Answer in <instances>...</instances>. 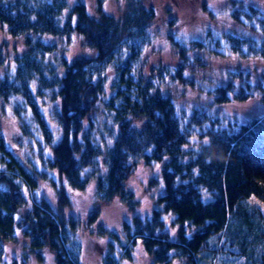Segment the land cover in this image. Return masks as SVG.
I'll use <instances>...</instances> for the list:
<instances>
[{"label":"trees","instance_id":"obj_1","mask_svg":"<svg viewBox=\"0 0 264 264\" xmlns=\"http://www.w3.org/2000/svg\"><path fill=\"white\" fill-rule=\"evenodd\" d=\"M158 1L123 0L116 16L102 0L95 15L82 0H0V24L26 46L12 57L0 46L1 113L20 138L8 143L0 127V261L16 247L13 262L48 251L55 264H86L81 232L90 228L104 244L99 264L131 263L137 243L154 264H198L210 239L242 240L250 247L239 253L264 264V213L250 200L264 201V109L243 120L226 109L264 104V7L193 0L212 24L193 36L194 13ZM75 35L90 54L66 59L59 44ZM158 44L170 61L149 64ZM141 163H160L151 215H134L121 234L96 225L113 201L138 208L128 181ZM49 180L55 205L39 194Z\"/></svg>","mask_w":264,"mask_h":264},{"label":"rangeland","instance_id":"obj_2","mask_svg":"<svg viewBox=\"0 0 264 264\" xmlns=\"http://www.w3.org/2000/svg\"><path fill=\"white\" fill-rule=\"evenodd\" d=\"M69 4H73L78 0H69ZM88 7V11L92 14H96L98 9L99 0H82ZM104 3L103 8L109 14L114 15H121L125 10V5L123 0H102ZM209 8L211 6H219L222 5L225 0H207ZM254 3L259 4L260 6L264 7V0H251ZM159 4H168L172 8V14L177 16H181L187 10V17L189 19L192 18L194 13V18H192L191 22L189 23V30L188 32L193 36H200L205 27L212 25L209 20V16L201 15L199 16L197 12V7L194 5L193 0H159ZM184 7V8H183ZM196 7V8H195ZM195 9V11H194ZM217 24H221L226 26L227 19L222 17L221 15H217L216 19ZM200 31V33L198 32ZM43 40L47 42H54L56 40L55 37L48 35L42 36ZM3 47H2V46ZM59 50H65V58L66 59H74L77 56H81L84 54H90V51L84 46L83 40L78 35H75L72 41H62L59 44ZM0 46L3 51L4 55H8L9 57L13 56L15 53H21L26 49V46L23 45L22 37L13 36L8 33L7 27L0 24ZM160 48V54L154 55L148 59L149 64L156 63L160 60L169 62L170 61V50L168 48L162 47L161 44H158ZM58 54V53H56ZM56 54L50 53L48 58L56 57ZM172 60V58H171ZM52 63V60H48ZM225 62H216L213 64L214 69L220 68L222 64ZM4 67H0V77L3 76ZM37 84V83H36ZM264 104L257 98H251L246 101L236 102L234 104H230L226 106V109L229 112H233L234 114L238 115V118L243 120L248 118L252 115L262 112L264 109ZM2 105L0 103V127L3 128V131L6 134L8 139V143H12L14 145H18L20 142V138L17 135V129L14 125H11V121L7 120L5 115L2 114L4 111L1 109ZM2 110V111H1ZM2 112V113H1ZM157 165L159 167H157ZM160 170V163H155L152 166H146L143 163L140 164L134 171L133 175L128 181V187L132 189L135 194L136 198L139 200V206L136 210L130 211L128 210L123 204L119 201H113L105 205L102 208V218L100 221L96 223V225L103 226V229H107L110 231H115L116 233L121 234V230L124 228V223L126 221H130V219L134 215H141V216H150L153 209L157 206L156 204V195L158 193V186L161 184V181L156 182V185L150 184L151 179L154 177H158ZM52 176H55L54 179L59 181V176L57 171H53ZM52 182V180H51ZM49 181H45L42 183V187L40 190V195H43L49 199L52 204H56L57 195L55 192V187ZM54 182V180H53ZM93 192V185L90 189L86 192V196H92ZM255 204L259 205L264 213V201L257 198L256 195H253L250 199ZM84 198L80 197V202L82 203ZM87 208L84 209L80 208L78 212V217H83L87 213ZM264 219V217H263ZM96 229V228H95ZM90 228L86 230H82L81 237L83 240V247H84V258L86 264H99V257L101 256L104 247V244L101 240L95 239L91 236V233H88ZM164 232L169 233L171 239L176 238V231L177 229L167 226L163 229ZM231 234H236L235 231H231ZM209 248L200 251L196 256V261L198 264H253L251 257L246 256L245 254L239 253L243 248H246L248 244L242 242V240H231L222 241L218 243H214L213 239H210ZM128 243V242H125ZM250 247V246H249ZM20 251L18 248L14 247L11 252L6 255L7 262L0 261V264H55L54 256L49 253L48 251H43L44 259L39 260L34 254L29 255L28 258L21 259L17 257V260L13 262L12 256L17 254L22 257V253L17 252ZM133 260L131 263L128 264H154V260L152 256L143 248L142 243H137L133 248ZM170 264H183L182 261L175 259ZM189 264V263H188Z\"/></svg>","mask_w":264,"mask_h":264},{"label":"snow or ice","instance_id":"obj_3","mask_svg":"<svg viewBox=\"0 0 264 264\" xmlns=\"http://www.w3.org/2000/svg\"><path fill=\"white\" fill-rule=\"evenodd\" d=\"M157 167H159V166L157 165ZM165 219H167V217Z\"/></svg>","mask_w":264,"mask_h":264}]
</instances>
